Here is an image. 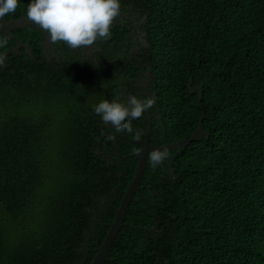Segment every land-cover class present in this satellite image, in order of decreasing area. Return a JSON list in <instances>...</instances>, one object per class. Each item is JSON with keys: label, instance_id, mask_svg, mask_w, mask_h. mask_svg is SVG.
<instances>
[{"label": "trees", "instance_id": "obj_1", "mask_svg": "<svg viewBox=\"0 0 264 264\" xmlns=\"http://www.w3.org/2000/svg\"><path fill=\"white\" fill-rule=\"evenodd\" d=\"M120 4L144 20L132 54L118 30L121 40L97 39L94 60L56 41L47 61L34 29L31 55L0 53V264L92 262L147 122L117 131L94 105L145 98L127 79L144 71L159 116L150 145L188 137L202 117L207 136L156 167L147 156L102 264H264V0Z\"/></svg>", "mask_w": 264, "mask_h": 264}, {"label": "clouds", "instance_id": "obj_2", "mask_svg": "<svg viewBox=\"0 0 264 264\" xmlns=\"http://www.w3.org/2000/svg\"><path fill=\"white\" fill-rule=\"evenodd\" d=\"M20 0H0V18L15 13ZM120 0H28L27 17L45 30L51 41H63L73 49L93 46L97 39L111 36V26L120 14ZM153 101L128 96L121 103L117 99L100 100L94 112L117 131H132L131 120L141 118ZM156 167L168 158L165 150L150 154Z\"/></svg>", "mask_w": 264, "mask_h": 264}, {"label": "flooded vegetation", "instance_id": "obj_3", "mask_svg": "<svg viewBox=\"0 0 264 264\" xmlns=\"http://www.w3.org/2000/svg\"><path fill=\"white\" fill-rule=\"evenodd\" d=\"M27 6H28V0H20V3L15 13L9 14L4 18H0V24L2 22L9 23L11 21L20 20L22 18H28L26 14ZM120 8H121L120 14L114 19L112 23V26L110 29L111 36L108 39L121 40L122 34L121 35L118 34L117 33L118 30H123V33L129 32L127 40L125 41V44L133 45L131 49L129 50L130 54H132L134 51L138 49V45H135L136 42L141 43V44L145 43V39H144L145 33L140 29L144 20L143 19L138 20L137 19L138 16L133 13V10L129 6H121L120 4ZM31 29H34V31L37 33L38 38H42L41 46H42V54L44 58L47 61H51L52 58H55L56 61H58V56L55 54V52L57 53V49L53 45V41H51L47 32L43 30L42 28H40L38 25H30V26L14 29V30L9 31L8 34L1 33L0 34V53L2 54L3 59L7 60L8 58L11 57L12 60H18V58L24 56V54H27V55L32 54L27 45L29 43L33 44V41H34L33 36L35 33H30L29 30ZM113 34H115L114 37H113ZM47 41H48V44L46 43ZM66 46L68 45L66 44ZM67 48H71V47L68 46ZM126 50L127 49L125 47L124 51ZM76 51L80 53V56L84 58L85 61H90V60L95 59L94 55L95 53L99 51V48L97 47L96 44H94L93 46H85V48H78L76 49ZM134 63L135 62H131L132 67L134 66ZM127 79L131 82V86L134 89L141 88V90H143L142 94L145 96V98H149L152 100V98H150L151 97L150 95L151 92L149 88L150 75L148 71L136 72L135 76L133 77L128 75ZM139 94H140L139 91L135 92V95H139ZM124 97L127 100L128 96L126 95ZM152 104L149 108L145 110V111L149 110L150 123H151V119L154 117V116L151 117L150 115V112L153 108ZM154 118L155 119L159 118V116L154 117ZM151 126H152V123H151ZM111 127L115 129L114 126L111 125ZM146 127H147V122H146V126L144 129L143 139H144ZM150 134H151V127H150ZM100 201L102 203L105 202L104 199H100Z\"/></svg>", "mask_w": 264, "mask_h": 264}, {"label": "water", "instance_id": "obj_4", "mask_svg": "<svg viewBox=\"0 0 264 264\" xmlns=\"http://www.w3.org/2000/svg\"><path fill=\"white\" fill-rule=\"evenodd\" d=\"M30 25H37L29 18H22L20 20L11 21L9 23L2 22L0 24V34H8L9 31L18 29L21 27H26ZM48 44V41L46 42ZM189 92H198V97L200 98L202 90L200 87H190V83L187 85ZM148 94V92H147ZM147 115V127L144 135V139L139 142L141 144V149L138 152H135L130 155V157H135L137 159L136 171L133 176L131 183L129 184L124 197L119 203L117 209H115V218L110 225L108 233L101 245L97 243V247L95 249V255L90 264H102L106 261V256L111 249V246L119 234L120 229L124 226V219L129 205L133 201V196L136 191L139 190L140 183L143 178V174L146 170V162L147 156L156 150H165V151H174V150H182L187 148L192 142H198L204 135L207 136L204 127H203V119L202 117L199 121V125L194 132H192L188 137L182 138L178 141H175L172 144H166L160 147H154L150 145L149 135H150V116L149 110L144 112Z\"/></svg>", "mask_w": 264, "mask_h": 264}]
</instances>
